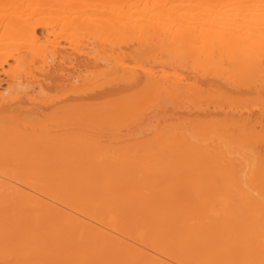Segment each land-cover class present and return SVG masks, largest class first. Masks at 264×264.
<instances>
[{
	"label": "bare ground",
	"instance_id": "bare-ground-1",
	"mask_svg": "<svg viewBox=\"0 0 264 264\" xmlns=\"http://www.w3.org/2000/svg\"><path fill=\"white\" fill-rule=\"evenodd\" d=\"M116 1L60 0L70 14L56 28L32 12L0 16V45L17 48H0V264H264V36L220 34L218 17L172 29L178 18H164V30ZM73 38L83 47L60 45ZM121 126L159 149L145 168L128 146L94 150L122 141ZM185 164L203 176L174 173ZM213 166L237 172V200L213 184ZM178 178L192 191L159 192ZM163 197L170 206L152 209Z\"/></svg>",
	"mask_w": 264,
	"mask_h": 264
},
{
	"label": "rangeland",
	"instance_id": "rangeland-1",
	"mask_svg": "<svg viewBox=\"0 0 264 264\" xmlns=\"http://www.w3.org/2000/svg\"><path fill=\"white\" fill-rule=\"evenodd\" d=\"M65 1H67V0H62V2H64V3H66ZM73 1H75V0H73ZM81 1H83V0H81ZM115 1V0H114ZM149 2L148 4L146 3V2ZM154 1H160V0H125V2L123 3L124 5L122 6L123 8V10L125 9V10H129L128 12H126L127 14H126V17L128 16L130 19L133 17L134 19L135 18H137L138 17V19L137 20H139V18H143V19H147V18H149V20L151 21V20H153L154 19V21L153 22H155V21H157L158 22V24L160 23V22H162V24H163V21H165L166 22V24L167 25H169L170 23V21H171V19H177V21H171V24H170V26L173 24V23H175L174 25H172L171 27L170 26H168V28L170 27V29H172L173 27H175V25L176 26H179L178 24H181V22H182V20H183V18H189V19H191V20H199L200 21V23L197 25V27H204V25H203V23H205V22H207L206 20H208L209 18L208 17H213V19H214V17H218V19H219V21H218V23H214V21H209V20H211V18L208 20V22H210V28H211V23L213 24L212 26V29L215 27V30L218 32V31H220L219 33L220 34H224V33H227V32H230L229 31V29H230V27H232V28H235V29H239V30H242V31H247V32H250V34L252 35V34H256V35H254L253 36V38H255V36H257L258 34L260 35V36H264V22H262L261 24H259V25H252L253 23L252 22H249L248 21V23H247V20H242V21H237L238 23L237 24H235V25H233L232 23L230 24L229 22H230V20L232 19V17H234V18H237V20H240L242 17H243V19H244V17L246 18L247 17V19H248V17H250V19H253V18H256V17H261V18H264V0H249V2H247V0H204V1H202V0H200V1H198V0H161L160 2L161 3H156L155 2V4H157V5H155L154 4ZM246 1V2H245ZM117 2H120V0H118V1H116V2H114V4L116 5V4H118ZM127 2V3H126ZM136 2V3H135ZM195 3H197V5H188V4H195ZM210 3H221L222 4V9L219 11V10H214V9H211V8H209V7H207V4H210ZM60 0H0V16H12V15H14L15 14V12H19V13H21V14H25L26 15V13H30V12H32V19H40V20H46V21H50V20H52L51 22H52V28H56L57 26H58V21L57 20H59L60 18H61V16L63 15V14H66V15H68V13H65V12H63V13H61L62 12V8L60 9V8H58V6L60 7ZM76 4L77 3H74V4H72V5H74V6H76ZM113 4V5H114ZM126 4V5H125ZM129 4V5H128ZM144 4V5H143ZM152 4V7H150V5ZM154 4V5H153ZM112 5V7L110 6V7H107V10L108 9H112L114 6ZM133 5V6H132ZM62 6V5H61ZM118 6V5H117ZM144 6V7H143ZM56 7V8H55ZM126 7V8H125ZM130 7V8H129ZM55 8V9H54ZM144 8H146V9H144ZM132 9V10H131ZM148 9V10H147ZM59 10V12H57ZM61 10V11H60ZM134 10V11H133ZM166 11H169L168 13H166ZM73 13V12H72ZM130 13H131V15H130ZM149 14V15H147V14ZM162 13V14H161ZM163 13H165V15H163ZM70 14V13H69ZM135 14V15H134ZM162 15V17H160V16ZM174 15V16H173ZM132 16V17H131ZM152 16V17H151ZM173 16V17H172ZM205 17H207V19L205 18ZM238 17H241V18H239L238 19ZM52 18V19H51ZM57 18V24L55 23V19ZM164 18H166V19H164ZM170 18V19H169ZM180 18H182V20H181V22H179V19ZM193 18V19H192ZM220 18H221V20H223V21H220ZM223 18V19H222ZM231 18V19H230ZM174 19V20H175ZM205 19V20H204ZM233 20V19H232ZM231 20V21H232ZM132 21L134 22V20L132 19ZM142 20H140V22H141ZM190 21V20H189ZM199 21H197V22H199ZM135 22H137V24L135 23ZM134 22V25L136 24L137 26H138V21H135ZM165 22H164V25H162L161 23L159 24V26H161V28L163 29L164 28V30L165 29H167V25H165ZM173 22V23H172ZM184 22V23H183ZM182 22V24L183 25H188L189 23H185V22H188V20H186V21H183ZM220 22V23H219ZM130 23H132V22H130ZM130 23H128V26H130V25H132V24H130ZM250 23H252V24H250ZM154 24H156V23H154ZM158 24H156V25H158ZM182 24H181V26H182ZM215 24H218V26H219V24H220V26L217 28L216 26H215ZM223 24V25H222ZM135 25V26H136ZM207 25H205V26H207ZM246 25H248V27H245ZM255 26V28H253L252 26ZM56 26V27H55ZM128 26H126V28L124 29V32L126 31V34L128 35L129 33L127 32V30H129L128 28ZM135 26H133V27H135ZM165 26H166V28H165ZM50 27H51V25H50ZM88 26H86L85 28H87ZM90 27V26H89ZM88 27V28H89ZM133 27H131L130 28V31L132 30V28ZM228 27H229V29H228ZM87 28V29H88ZM87 29H80L81 31V33L83 32V33H91V31H92V29L90 28V29H88V30H90V31H88L87 32ZM135 29V28H134ZM133 29V30H134ZM57 30V29H56ZM72 29H70V31L69 32H72V33H76V32H79L77 29H73L72 31H71ZM76 30V31H75ZM133 30H132V33H133ZM168 30V29H167ZM42 30H41V28H39L38 29V32H41ZM135 31H136V29L134 30V33H135ZM79 32V33H80ZM123 32V31H122ZM82 33V34H83ZM136 33H137V31H136ZM124 34V33H123ZM125 34V35H126ZM131 34V33H130ZM75 35H78V34H75ZM132 35V34H131ZM134 35V34H133ZM129 36V35H128ZM132 37V36H131ZM75 38V37H74ZM72 39V40H61L60 41V45H62L64 48H65V50L67 49L68 51L70 50L71 51V48H74V49H76V48H82L83 46L81 45V43H79L78 44V39L76 40V39ZM11 40V39H10ZM10 40L8 39H6V41L5 40H3V41H5V42H10ZM74 40V41H73ZM2 41V42H3ZM12 41V40H11ZM72 41V42H71ZM77 42V43H76ZM84 42V41H83ZM33 43V42H32ZM36 43L37 42H34L32 45H34V46H32V49L33 48H36ZM73 43V44H72ZM7 43H5V44H3V46H1L0 45V48H2V51H10V50H15V49H17V48H15V47H13L12 48V44H9L8 43V45H6ZM12 45V46H11ZM82 46V47H81ZM47 48H50L49 46H47ZM4 49V50H3ZM9 49V50H8ZM13 63V62H12ZM11 63V65H14V63L12 64ZM197 63L198 62H196V63H194V65L197 67ZM192 64H193V62H192ZM191 66H193V65H191ZM5 77V76H4ZM2 90H3V88H2ZM35 91H32V94L34 93ZM253 100V99H252ZM256 100V99H255ZM256 101H258V100H256ZM249 102V103H248ZM247 103L249 104V105H254V104H258V105H261V101H259L258 103H250V101H248ZM264 104V103H263ZM141 106L139 105V108H140ZM142 107H143V105H142ZM138 108V107H137ZM137 110V109H136ZM141 110V109H140ZM131 126H134V127H131ZM131 126H129L130 127V129H135V127H136V129H137V127H138V129L140 128V126H138V125H131ZM127 127L126 126H121V129L122 130H124L123 131V133H121L120 134V137H121V140L122 141H119V139H116L115 138V136H113V137H110V136H112L110 133V135L109 136H107V138L106 139H104V142L102 141V143L103 144H98V145H96V146H98V148H95V146H94V150L95 151H97V152H100L99 150H101V152H113L114 150H115V148H116V150L117 151H119V153L120 154H122V152H121V150L120 149H122L123 148V146H125V148L128 146V150H129V152L128 151H126L128 154H130V155H132V156H135L134 154H136V153H138L139 155V157L140 158H137V156H135L138 160H137V165H136V167L137 168H140L141 167V169H143V168H145L146 167V163H147V161L146 160H148V157H150V158H152V157H154L157 153H158V151H159V149L157 148V146L155 147L154 146V148L152 149L151 148V150L149 149L150 147H146L145 146V142L142 140V138L144 139V138H146L147 137V135H149V133H147V132H144L145 133V135H143L142 136V134H144V133H140V135L138 134V136H137V130H136V133H134V130H133V133L131 134V132H130V130H127L126 129ZM141 128H143L142 126H141ZM121 130V131H122ZM127 130V131H126ZM125 131H126V133H125ZM129 131V132H128ZM108 134V133H107ZM135 134H136V136H135ZM128 135V136H127ZM110 137V139H111V141L108 139ZM129 137V138H128ZM114 138V139H113ZM136 139V140H135ZM105 140H107V141H105ZM114 140V141H113ZM134 140H135V142H137L138 141V143H135L134 142ZM126 141H128V142H126ZM143 141V142H142ZM107 144H109V145H107ZM134 145V146H133ZM136 146V147H135ZM102 147V148H101ZM140 147V148H139ZM109 148V149H108ZM99 149V150H98ZM112 149V150H111ZM127 149V148H126ZM148 149V150H147ZM158 149V150H157ZM102 150H104V151H102ZM115 150V151H116ZM149 155H152V156H149ZM158 155V154H157ZM147 156V157H146ZM135 157H133V158H135ZM144 158H145V160H144ZM147 158V159H146ZM140 159L142 160V161H140ZM143 165V166H142ZM143 167V168H142ZM184 167H187V168H182L181 167V169H175L174 168V173H176L178 170H180L179 172H177L178 174H180L182 177H191V178H193V179H196V177H199V175H201V176H203L202 174H200V173H198L197 172V170H195L196 168H194V173L192 172V170L190 171L189 170V168L188 167H193V165H191L190 164V166H187V164H185V166ZM201 167V166H200ZM218 167V166H217ZM217 167H212L211 169H212V174L214 175V176H217V178L218 179H214L213 181H215V183L213 182V184L215 185V186H220L219 187V189H223L222 191L224 192V190H227V189H229V190H227L226 192H231L232 193V195L230 196V194L231 193H229V197H230V200L231 201H235V199H236V197H235V195H237V199L240 197V196H238V195H240V193H241V190H242V186H241V188H240V186L239 185H237V184H240V181L237 179V177H238V174H237V172L236 171H234L233 172V170H227V171H229V172H227V173H218V171H217ZM137 168H135V169H137ZM215 169H216V171H217V173H215ZM185 171H187L186 172V174H185ZM190 171V172H189ZM184 173V174H183ZM187 173H189V174H191L190 176H189V174H187ZM97 173H95V175H96ZM99 174V176L98 177H100V175H102V173H98ZM193 174H194V176H193ZM211 174V173H210ZM212 174H211V176H212ZM218 174V175H217ZM177 174H175V176H176ZM180 175H178L179 176V178H182V177H180ZM220 175V176H219ZM214 176H212V177H214ZM219 176V177H218ZM236 176V177H235ZM19 177V176H18ZM195 177V178H194ZM20 178V177H19ZM43 178V177H42ZM178 178V180L180 181V183H179V181L177 182V181H173V182H171V183H169V184H166L167 186L165 187V186H163V187H161V188H159L160 189V191L159 192H165V190L167 191V192H169V191H171L172 189L173 190H177V189H180L181 191H183V192H186V190L188 191V190H190L192 187H191V185H190V182L189 183H187V181L188 180H184L186 183H183V181L181 180V179H179ZM221 178V179H220ZM235 178V179H234ZM21 179V178H20ZM25 179V178H24ZM28 179H30V178H28ZM39 179H41V177L39 178ZM183 179V178H182ZM220 179V180H219ZM237 179V180H236ZM26 180V179H25ZM218 180V181H217ZM30 181V180H29ZM34 181H37V179L35 178V180ZM41 181V180H40ZM40 181H38V182H40ZM42 181H43V179H42ZM41 181V182H42ZM236 181V182H235ZM45 182V181H44ZM238 182V183H237ZM43 183V182H42ZM175 183H177V185H179V187L175 184ZM217 183V184H216ZM237 183V184H236ZM182 184V185H181ZM185 184V185H184ZM187 184H189V186L187 185ZM225 184V185H224ZM170 187H169V186ZM223 185V186H222ZM239 186L238 188H239V194L237 193L238 192V188L236 187V186ZM241 185V184H240ZM182 186L183 187H185L186 188V190H183V188H182ZM42 187V186H41ZM165 187V188H164ZM176 187H178V188H176ZM189 187H191V188H189ZM224 187H225V189H224ZM227 187V188H226ZM233 187H234V190H233ZM22 188L23 189H25V186H22ZM30 190H29V189ZM32 188V187H31ZM30 188V186H27V188L25 189V190H27L28 192H30L31 191V193H32V189ZM176 188V189H175ZM184 188V189H185ZM217 188V187H216ZM161 189H165V190H162L161 191ZM102 191L101 189H97V191ZM180 190H178V191H180ZM190 191H192V189L190 190ZM190 191H188V192H190ZM233 191V192H232ZM237 191V192H236ZM243 191V190H242ZM81 192V191H80ZM84 193V194H83ZM97 193H100V195H101V192H97ZM103 193V192H102ZM233 193H237V194H233ZM82 194L84 195V196H87V194L88 193H86V191L84 192H82L81 194H80V196L82 197ZM86 194V195H85ZM77 195H79V194H77ZM228 195V194H227ZM72 196V195H71ZM80 196H76L75 195V197H74V195L72 196V198H74L73 199V203H74V205L76 206V207H78V208H85V206H87V204L88 203H86V205L84 206V202L82 201L83 199L80 197ZM83 196V197H84ZM234 196V197H233ZM80 197V198H79ZM86 197H84V199H85ZM90 198V195L88 194V196H87V200ZM101 198V197H100ZM167 197H163L162 199H165V200H167L166 199ZM70 199V198H69ZM236 199V200H237ZM86 200V201H87ZM89 201V200H88ZM163 201V200H162ZM169 201V199L167 200V201H165V205H163L164 203L162 202V204H159V206H158V203H153L152 205H151V208L152 209H157L158 207L159 208H161V207H163L164 208V206H170V203L168 202ZM92 202V201H91ZM90 203V202H89ZM167 203V204H166ZM91 204V203H90ZM150 205V204H149ZM154 208H153V207ZM161 206V207H160ZM168 206V207H169ZM212 206V209H213V206L214 205H211ZM139 207H141V206H139ZM143 207H144V205H143ZM145 207H150V206H148V205H146ZM208 207V206H207ZM215 207H217V206H215ZM208 208H211L210 206L208 207ZM205 211H207V210H205ZM204 210L202 211V210H200V211H197L199 214H197V212H192V213H196L197 215H196V217L198 218V216H200L201 218L200 219H206L205 217L203 218V216L202 215H204L205 214V216H206V214L208 215L209 213H214V214H216L215 212H211V209H210V211H207V212H205ZM204 212V213H203ZM200 213H202L201 215H200ZM211 214V215H212ZM195 215V214H194ZM191 216V215H190ZM192 217H193V215H192ZM207 217V216H206ZM210 217H214V215L213 216H210ZM196 220V218H193V220ZM199 218H198V220H200ZM194 220V223L196 224V223H201L203 220H200L201 222H199L198 220H196L195 221ZM203 223V222H202ZM135 228V227H134ZM128 230V229H127ZM130 230V229H129ZM134 230V229H133ZM135 230H136V228H135ZM137 230H138V228H137ZM130 232V231H129Z\"/></svg>",
	"mask_w": 264,
	"mask_h": 264
}]
</instances>
